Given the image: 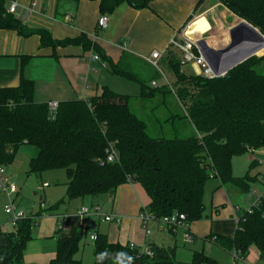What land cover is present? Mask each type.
Returning <instances> with one entry per match:
<instances>
[{
	"label": "trees",
	"instance_id": "trees-1",
	"mask_svg": "<svg viewBox=\"0 0 264 264\" xmlns=\"http://www.w3.org/2000/svg\"><path fill=\"white\" fill-rule=\"evenodd\" d=\"M96 1L102 15H112L122 5L149 8L153 0ZM219 1L264 36V0ZM7 10V0H0V29L15 30L25 37L37 35L42 47L54 50L81 46L95 52L111 75L140 86L136 97L103 86L100 93L86 99L57 103L55 111L49 103L35 100L33 80L22 77L18 86L0 88V165H12L19 149L30 145L38 155L30 159L29 175L66 171V196L50 211L73 200L114 197L120 186L138 183L151 199L142 214L160 223L178 213L192 224L207 217L203 198L210 180L217 181L218 188L231 186L250 192L259 175L237 177L232 162L235 157L264 149V74L258 72L264 56L247 59L224 77L205 78L186 69L181 52L170 45L160 66L175 81L158 84L163 76L144 60L123 53L113 63L87 35L57 40L48 30L25 27ZM136 100L142 108H135L142 114L133 108ZM148 103L153 105L148 108ZM110 151H115L114 162H108ZM255 165L256 161L250 163V169ZM33 219L30 215L20 219L6 234L0 264H25V248L33 239ZM56 235L57 256L51 264H83L75 256L87 229L77 228L73 235L63 236L56 231ZM96 237L94 264H103L109 254L123 255L131 264H184L176 261V246L150 243L146 246L150 255H143L139 248L109 243L103 233ZM204 241L235 253L240 260L255 246L264 261V195L250 209L238 211L232 237L211 233ZM190 264L215 261L204 250L193 251Z\"/></svg>",
	"mask_w": 264,
	"mask_h": 264
},
{
	"label": "crops",
	"instance_id": "crops-1",
	"mask_svg": "<svg viewBox=\"0 0 264 264\" xmlns=\"http://www.w3.org/2000/svg\"><path fill=\"white\" fill-rule=\"evenodd\" d=\"M12 2L17 3L18 10L15 16L22 18V24L25 27L48 30L57 40L87 35L113 63H117L123 53L131 54L144 61V58L153 51H158L163 57L173 40L182 41L183 32L186 37L195 39L197 44L205 41L209 48L220 51L231 44V30L244 21L222 5L219 0H153L149 8L142 10H136L127 5L120 6L112 15H107V27L99 29L98 20L102 14L100 2L96 0H7L8 8ZM245 46L250 48L246 55H242L241 51H246L243 50ZM197 53L202 56L200 48ZM254 53L260 57L264 51L257 52L251 45L237 47L231 53L221 56L213 68L217 72L226 73L231 66ZM95 56H98L95 52L85 51L81 46L58 47L56 50L42 47L40 37L37 35L25 37L15 30L0 29V88L16 87L24 77L35 82V100L39 103L57 104L72 99H86L100 93L103 86L116 83L114 79L108 77L115 76L108 72L101 60H95ZM228 62L231 64L228 65ZM194 65L192 63L185 68H191L195 73ZM164 75L169 82L168 77L172 74L164 73ZM174 81L175 78L169 83ZM158 84L161 83L158 81ZM34 153L36 155L37 152L34 151ZM248 155L247 163L256 161V164H263L264 149ZM255 155L261 156L262 160L255 159ZM234 168L233 165V171H235ZM258 181L264 185V175L258 176L256 182ZM218 185V183L215 185L212 194L214 203L210 216L207 215L206 219L189 225L190 233L194 238L192 242L203 238V250L206 244L214 246L204 241V238L211 233L232 237L237 229L238 211L250 209L263 195L262 192L258 193V190L252 192L250 197L244 193L246 195L244 203L248 204L247 206L234 207L230 204L228 208V193L235 188L231 186L218 188ZM228 188L232 189L228 191ZM240 194L243 193L240 192ZM99 197L73 200L61 206L57 210L59 214L55 216V228L40 231L37 234L33 232V239L25 248V264H51L56 259V242L59 238L56 235L58 216L63 218L68 229L65 235H73L77 228H83L87 229V235L84 238L87 239L89 236L91 242H93L90 239L92 235L103 233L107 235L109 243L115 245L126 246L133 243L139 249L150 243L158 245L149 238L151 232L148 229L149 233H147L140 218L141 211L151 203L150 197L141 184H124L117 189L114 197L107 195L109 208L105 213L101 211L100 213L112 215L114 220L111 222H106L104 216L93 212L89 215H79L82 207L99 206L94 203L95 198ZM86 202L89 204H85ZM229 220L231 221L226 222ZM222 222L234 223L231 232H223L224 234L217 232L216 228ZM93 223L97 225V228L88 234ZM155 223L158 224V222ZM149 224L150 222L147 228ZM12 231L10 221L4 222L0 217V248L6 244V234ZM173 233L174 236L177 235V232ZM230 254L234 257L236 255ZM75 259L80 260L77 255ZM238 261L243 264H264L255 246L250 248L245 260L235 259L236 264Z\"/></svg>",
	"mask_w": 264,
	"mask_h": 264
},
{
	"label": "rangeland",
	"instance_id": "rangeland-1",
	"mask_svg": "<svg viewBox=\"0 0 264 264\" xmlns=\"http://www.w3.org/2000/svg\"><path fill=\"white\" fill-rule=\"evenodd\" d=\"M249 48L250 47L245 46L243 50L246 51H241L242 55H246L247 50ZM263 56L264 54H262V56L260 57ZM229 63L230 62H228L227 64L229 65ZM163 71L166 75H168L167 69L163 68ZM258 72L264 74V62L261 68L258 69ZM108 77L110 79H114V81L116 82L115 85H111V86L107 85L111 90L120 94L130 95L134 97L140 95L139 84L117 76L113 77L109 75ZM168 79L170 82L174 80V77L171 75L168 77ZM163 81L165 80L162 78L161 80H159V83H162ZM99 92H101V90ZM155 102L156 101H154V103ZM132 104H133V108L137 112H139L138 109H136L135 107L140 108L142 106L141 103L136 100ZM148 104H149L148 108L151 105H153V103H148ZM148 112L150 113V110H148ZM34 151L37 152L36 155ZM37 155H38V150L35 147L30 145L22 146L19 149L13 164L6 167L9 177L11 178V180H13L16 183V185L20 189V194L14 197L15 204L17 205V209L19 211L27 213L28 215L32 214L30 216H33L34 218L33 219L34 234H37L40 231H49L52 228L56 227L55 216L59 213L57 210L50 211L49 208L55 205L57 202H59L66 196L67 188L65 183L68 180L66 171L63 169L47 171L43 173L42 177H38L36 175H29L28 171H29L30 159ZM247 155L248 154L235 157V161L232 162V165L235 166L234 168L235 171L233 172L237 176H245L248 172L250 173L251 176L257 174H259V176L264 175L263 164L259 163L256 164L252 169L249 168L250 162L247 163L246 160ZM254 157L255 159L262 160L261 156L255 155ZM44 183L49 184V187L43 188ZM217 183H218L217 181L210 180L207 183L206 190L204 193L203 201L206 206V211H207L206 214L208 216H210L211 207L212 204L214 203V195L212 194L214 193L215 185H217ZM229 189L232 188H228V191ZM250 190H252L250 194H253L252 192H255V190H258V193L259 192L264 193V185L261 183V181H258L256 183H253V185H251ZM245 196L246 195H244V193L240 194V192H238L236 189L229 191L228 193L229 203H227V207L229 208L230 204L231 206L234 205V207H237L238 205L247 206L248 204L244 203ZM42 200H44V204H41ZM94 203L99 204V206L101 207V213H105V211H107V209L109 208L107 195L103 196L102 198L101 197L95 198ZM85 204H89V202H86ZM5 205H8V198L5 194H1L0 217L2 218V221L4 222L10 221L11 223V219L9 215H6L4 213ZM230 221L231 220L226 222H230ZM232 226H234V223L232 222L231 223L222 222L218 224L216 229L218 230L217 232L224 234L223 232H231ZM95 228H97V225L93 223L90 226V230L88 231V234H91L95 230ZM148 229L151 232V237L149 238L153 239L154 242L157 243L158 245L164 247H172V248L176 246L177 249L175 256L177 262L190 264L193 260V251L203 250V238L197 239V241L195 242L186 243L184 241L183 230H178L177 235L174 236L173 235L174 233L170 231L164 223L157 224L153 221L150 222ZM204 251L212 260L215 261V264H236L235 257L232 254L220 249L217 246H211L209 244H206ZM77 258L80 259L83 264H94L95 262L94 247H93V242L89 240V236H87V239L84 238L83 241L81 242L80 250L77 254ZM237 264H243V263L238 261Z\"/></svg>",
	"mask_w": 264,
	"mask_h": 264
},
{
	"label": "built area",
	"instance_id": "built-area-1",
	"mask_svg": "<svg viewBox=\"0 0 264 264\" xmlns=\"http://www.w3.org/2000/svg\"><path fill=\"white\" fill-rule=\"evenodd\" d=\"M34 6H36V4H34ZM17 10H18L17 3L12 2L9 5L7 12L9 14L16 15ZM20 20L22 21V18H20ZM107 22H108V16L102 15L98 20V28L99 29L106 28ZM171 45H173L175 48H177L181 52L183 64L190 65V64L194 63L196 66H198L200 68L201 76H203L205 78H219V77L225 76L224 72L223 73L216 72L214 70V68L207 63L205 58L197 53V51H199L198 44L196 43L195 39L186 37L185 32H183L182 41H178L177 39H175L172 41ZM94 59L100 60L98 56H95ZM144 59L147 63H149L151 66H153L163 76V79H165V81L167 83H169L168 80L166 79L165 75H164V72H163L161 66H160V61L162 59L161 53H159L158 51H153L148 57H145ZM152 85L156 86L157 84L155 82H153ZM49 108L51 111H55L57 108V104L56 103H50ZM114 161H115V151H110L108 153V162H114ZM262 163L264 165V158H263ZM48 186H49V184H47V183L43 184V188H46ZM19 191H20V189L18 188L16 183L14 181H12L11 178L9 177L7 170H6V167L0 165V195L5 194L8 198V205H5L4 212L11 217V223H12L13 227H16L17 222L20 219H24V218H27L29 216L27 213L19 211L17 209V205L15 204V198L14 197H16L19 194ZM263 195H264V193H263ZM247 196L250 197V193H248ZM259 199L260 198H258L256 200L254 205L258 202ZM100 211H101V209L99 206H94L92 208L82 207L79 211V215H81V216L89 215L90 213L93 212V213H96L97 215L104 216V220L106 222H111L114 220V217L112 215H102L100 213ZM140 218L142 220L143 226L145 227V230L147 231V233H149L147 225L149 222L152 221L151 216L148 214H142L141 213ZM160 223H164L168 227V229L171 230L172 232H177L178 230H183L184 241L186 243L192 242L193 236L189 230L190 224L187 223L185 215L175 213L169 217L162 219ZM57 231H59L60 235H65L68 231L66 225L64 224L63 218L59 217V216H58V222H57ZM96 238H97L96 235H92L90 237V239L92 241H95ZM128 246L130 247L131 250L138 248L133 243L128 244ZM140 250H141L140 254L150 255V252L146 247H144ZM235 259L238 260L237 255H235Z\"/></svg>",
	"mask_w": 264,
	"mask_h": 264
},
{
	"label": "water",
	"instance_id": "water-1",
	"mask_svg": "<svg viewBox=\"0 0 264 264\" xmlns=\"http://www.w3.org/2000/svg\"><path fill=\"white\" fill-rule=\"evenodd\" d=\"M231 44L223 50L220 51H214L211 48L207 46L205 41H200L198 43V46L200 48V52L202 56L205 58L207 63L213 67L215 62H217L221 56L231 53L233 49L244 46V45H259L262 44L264 40V36L261 34V32L247 23L245 20L241 22L239 26L231 30ZM257 56L256 53L249 55L245 59L241 60L240 62L234 64L229 68V70L225 73V75L232 70L237 65L241 64L242 62L246 61L247 59ZM193 69L195 71V74L197 76H201L200 68L196 65L193 66ZM217 72V71H216ZM103 264H131V262L123 255L120 254H109Z\"/></svg>",
	"mask_w": 264,
	"mask_h": 264
},
{
	"label": "bare ground",
	"instance_id": "bare-ground-1",
	"mask_svg": "<svg viewBox=\"0 0 264 264\" xmlns=\"http://www.w3.org/2000/svg\"><path fill=\"white\" fill-rule=\"evenodd\" d=\"M263 43H264V40L262 42V44H259V45H251L253 48H256L257 52H260L261 50L264 51V47H263Z\"/></svg>",
	"mask_w": 264,
	"mask_h": 264
}]
</instances>
